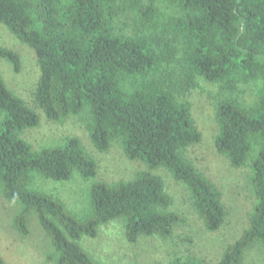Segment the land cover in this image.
<instances>
[{"label":"trees","instance_id":"1","mask_svg":"<svg viewBox=\"0 0 264 264\" xmlns=\"http://www.w3.org/2000/svg\"><path fill=\"white\" fill-rule=\"evenodd\" d=\"M0 24L34 50L41 72L35 102L49 121L82 118L97 151L119 143L129 160L166 169L186 186L209 232L224 226L227 211L220 190L187 158L202 134L182 98L201 81L216 86V149L232 167H250L255 198L249 227L217 264H245L254 247L264 258V0H0ZM0 59L20 70L15 51L0 46ZM248 85L256 90L252 103L239 100ZM0 114L3 195L21 206L14 221L21 235L37 216L53 264H101L80 242L112 221H123L130 243L169 239L185 223L162 178L149 171L108 184L94 180L97 163L79 138L34 149L22 133L39 127L40 115L1 74ZM35 173L55 182L75 173L94 180L86 216L34 189ZM0 264H7L1 254Z\"/></svg>","mask_w":264,"mask_h":264},{"label":"rangeland","instance_id":"2","mask_svg":"<svg viewBox=\"0 0 264 264\" xmlns=\"http://www.w3.org/2000/svg\"><path fill=\"white\" fill-rule=\"evenodd\" d=\"M0 46L15 51L21 59L20 70L8 61L0 59V74L7 87L26 105L40 115V125L26 130L22 137L32 147L57 146L69 138H79L98 166L95 181L114 184L133 180L143 171H149L165 183L167 193L173 198L172 211L185 217V223L177 227L169 239L141 237L130 243L125 236L123 221L104 225L97 238H83L80 244L101 264H169L175 259L196 258L203 264H217L226 248L238 240L250 225L255 198L252 194L249 166L234 168L225 156L218 153L215 140L219 132L216 104L219 89L201 81L182 99L191 104L192 115L202 141L190 147L187 158L220 190L226 207L227 218L217 232H209L195 211L186 186L177 182L164 168L150 170L141 161L129 160L119 143L107 152H99L92 144L82 118L71 117L63 123L49 121L35 102L40 79V67L33 49L20 42L0 24ZM244 90V91H243ZM240 101L252 103L256 99L254 86L242 88ZM1 118V114H0ZM33 188L50 193L62 200L77 218H84L89 211V189L94 180H85L78 173L70 181L55 182L33 175ZM21 210L18 203L8 201L0 185V254L7 264H53L48 260L54 254L50 238L42 229L37 216L29 218L30 233L21 235L15 227V217ZM245 264H264L259 247L250 249Z\"/></svg>","mask_w":264,"mask_h":264}]
</instances>
